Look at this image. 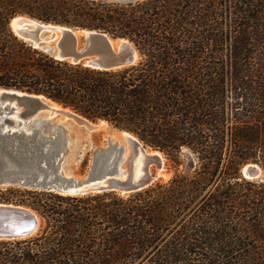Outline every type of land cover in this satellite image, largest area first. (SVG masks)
Masks as SVG:
<instances>
[{
	"label": "trees",
	"instance_id": "1",
	"mask_svg": "<svg viewBox=\"0 0 264 264\" xmlns=\"http://www.w3.org/2000/svg\"><path fill=\"white\" fill-rule=\"evenodd\" d=\"M18 15L126 38L140 57L56 58L15 33ZM0 87L129 131L174 171L129 193L0 187L41 217L35 235L0 239V264H264V0H0ZM57 152L53 138L14 161ZM249 163L263 178L243 176Z\"/></svg>",
	"mask_w": 264,
	"mask_h": 264
},
{
	"label": "water",
	"instance_id": "2",
	"mask_svg": "<svg viewBox=\"0 0 264 264\" xmlns=\"http://www.w3.org/2000/svg\"><path fill=\"white\" fill-rule=\"evenodd\" d=\"M11 27L34 47L59 59L99 68H119L136 63L140 57L128 39L113 38L95 29L75 28L25 15L14 17ZM18 107L21 111L15 117ZM53 113L59 117L55 123L51 122ZM0 120V185L48 189L64 194L129 193L149 187L167 170L161 151L145 144L133 133L115 128L122 132L120 136L109 137L104 146L96 147L87 174L77 177L65 166L67 151L76 144L71 127L76 125L93 131L104 120L90 119L64 108L42 93L0 87ZM6 122L9 126L4 129ZM53 138H58V152L50 164L47 160L30 159L24 166L16 165L15 155L26 154L38 145L48 147ZM139 150L147 152L148 161L144 173L137 178L134 158ZM152 164L154 171L150 168ZM242 174L250 179L260 178L261 169L249 163L243 167ZM40 226L41 217L32 208L0 202V239L27 238L35 235Z\"/></svg>",
	"mask_w": 264,
	"mask_h": 264
},
{
	"label": "rangeland",
	"instance_id": "3",
	"mask_svg": "<svg viewBox=\"0 0 264 264\" xmlns=\"http://www.w3.org/2000/svg\"><path fill=\"white\" fill-rule=\"evenodd\" d=\"M42 116H46V113L40 112ZM58 115H53L51 122L55 123L58 120ZM71 131L76 137V144L72 146L66 154L65 166L68 170L79 178H83L93 163V152L96 147H102L105 145L109 137L116 139L122 133L108 123L103 124L96 130L86 131L83 127L73 125ZM49 131L48 133H50ZM164 155V154H163ZM85 157H89L88 164L83 173H80L81 163ZM165 157V156H164ZM166 172L158 180H168L174 173L173 169L167 162L165 157ZM151 170L154 171V165H151ZM263 178V172L261 170V177ZM250 179V178H249ZM259 179V178H254ZM157 180V181H158ZM156 182V181H155ZM14 186V185H13ZM1 188L7 187L6 185H0Z\"/></svg>",
	"mask_w": 264,
	"mask_h": 264
},
{
	"label": "bare ground",
	"instance_id": "4",
	"mask_svg": "<svg viewBox=\"0 0 264 264\" xmlns=\"http://www.w3.org/2000/svg\"><path fill=\"white\" fill-rule=\"evenodd\" d=\"M15 24V21L13 22ZM57 107V105H55ZM21 111V108L18 107L17 112L14 114L15 117H18V112ZM56 113H53V115ZM1 121V120H0ZM103 124H106L105 121H103ZM7 126H9V123H5L3 128L5 129ZM147 152H142L139 150L137 156L134 158V171H135V176L138 178L142 176L144 173L146 164H147V157H146ZM149 153V152H148Z\"/></svg>",
	"mask_w": 264,
	"mask_h": 264
}]
</instances>
